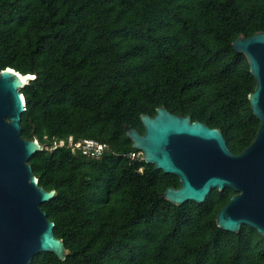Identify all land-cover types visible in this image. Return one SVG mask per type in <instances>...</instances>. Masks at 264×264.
<instances>
[{"label":"trees","instance_id":"trees-1","mask_svg":"<svg viewBox=\"0 0 264 264\" xmlns=\"http://www.w3.org/2000/svg\"><path fill=\"white\" fill-rule=\"evenodd\" d=\"M264 30V0H0V70L35 78L21 133L44 144L89 137L111 151L88 157L66 146L29 159L42 204L69 253L39 252L30 264H264V237L216 217L235 191L213 188L205 201L174 204L175 174L133 150L129 128L142 113L174 114L220 128L233 153L260 126L249 94L256 79L232 42Z\"/></svg>","mask_w":264,"mask_h":264},{"label":"water","instance_id":"water-1","mask_svg":"<svg viewBox=\"0 0 264 264\" xmlns=\"http://www.w3.org/2000/svg\"><path fill=\"white\" fill-rule=\"evenodd\" d=\"M232 45L246 55L256 79L249 100L260 121L254 140L240 153L231 151L220 128L174 114L166 106L157 107L155 115H140L143 134L136 128L126 133L144 161L179 177L181 185L167 187L165 199L178 205L203 202L213 188L230 187L235 193L219 210L217 225L239 232L247 224L264 237V30L240 35ZM33 75L12 67L0 70V264H30L34 255L46 251L63 260L69 253L42 207L57 190L39 185L29 162L44 143L21 133L26 110L21 89Z\"/></svg>","mask_w":264,"mask_h":264},{"label":"built area","instance_id":"built-area-1","mask_svg":"<svg viewBox=\"0 0 264 264\" xmlns=\"http://www.w3.org/2000/svg\"><path fill=\"white\" fill-rule=\"evenodd\" d=\"M66 146L71 148L73 152H81L82 154L88 157L99 158L105 152L111 151V147L107 142L99 141L94 138H81L75 140L72 136L68 137L67 139H58L54 138L51 144H44V148L54 150L57 147ZM132 159H142L143 152L141 150H133L128 153Z\"/></svg>","mask_w":264,"mask_h":264},{"label":"bare ground","instance_id":"bare-ground-1","mask_svg":"<svg viewBox=\"0 0 264 264\" xmlns=\"http://www.w3.org/2000/svg\"><path fill=\"white\" fill-rule=\"evenodd\" d=\"M34 76V75H33Z\"/></svg>","mask_w":264,"mask_h":264}]
</instances>
